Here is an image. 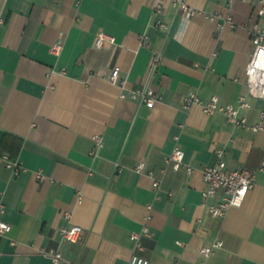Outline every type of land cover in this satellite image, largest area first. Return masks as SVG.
<instances>
[{"label": "crops", "instance_id": "crops-1", "mask_svg": "<svg viewBox=\"0 0 264 264\" xmlns=\"http://www.w3.org/2000/svg\"><path fill=\"white\" fill-rule=\"evenodd\" d=\"M180 1L157 12V0H0V157L22 167L0 158V221L12 225L0 264H52L50 250L71 264H126L136 253L155 264H264V131L185 107L192 91L222 105L246 94L241 116L260 121L264 99L249 93L246 69L251 26L264 18L251 0H183L198 9L187 18ZM100 33L115 41L98 47ZM116 67L123 83L110 79ZM146 87L162 97L154 107L134 97ZM176 145L193 172L169 162ZM219 149L229 169L256 172L225 218L205 203L224 191L203 196ZM73 224L83 227L78 242L61 234ZM216 238L224 246L202 255Z\"/></svg>", "mask_w": 264, "mask_h": 264}, {"label": "built area", "instance_id": "built-area-1", "mask_svg": "<svg viewBox=\"0 0 264 264\" xmlns=\"http://www.w3.org/2000/svg\"><path fill=\"white\" fill-rule=\"evenodd\" d=\"M258 11V14L264 18V0H251ZM163 0H157L155 10L157 12L162 11ZM179 7L184 10L187 18H190L198 12V9L191 7L186 1H180ZM221 16L216 13L211 15L212 19ZM231 20V17H229ZM158 26L166 27V24L159 19L157 21ZM251 37L254 46V51L251 56V60L246 69V82L249 88V93L257 98L264 99V25L255 23L251 26ZM143 40H148L149 35H143ZM115 41V37L100 33L97 38V46L101 47L106 41ZM63 49L62 42L56 43L52 51L55 54H60ZM160 61V56L155 55L152 61V68L156 69ZM121 69L116 67L111 74V81L115 84L123 83L120 79ZM125 97V95H123ZM134 97H140L149 107H154L155 104L162 99L157 91L152 87H146L137 89L134 91ZM203 104L204 109L209 114L216 112H223L229 118V120L236 125L243 126L254 131H264V109L261 111V119L258 123L252 124L248 121V118L241 116L243 109L251 107V103L247 98V95H241L237 104L222 105L220 98L215 95L208 103H204L196 91H192L185 98V107L190 108L194 104ZM96 143L98 147L103 145V138L96 136ZM0 158L8 161V166L11 167L16 174L20 173L22 167L17 160L9 159L7 154L2 155ZM169 162L173 163L175 169L186 168L189 172H193L195 168L185 162V151L180 145H176L173 152L169 157ZM146 169V163L140 162L137 166V170L142 172ZM261 169L264 170V160L261 165ZM204 179L207 184V188L203 192L205 199L216 196L220 190L224 191L222 199L217 203H206L209 212L216 217L225 218L229 214V211L235 207H241L249 193V191L255 186L256 172L249 169H229L227 161L224 159V150H217V161L212 165H208L203 169ZM41 178L45 176L40 173ZM155 187H160V181L156 180ZM3 210V208H2ZM70 216V214H68ZM12 225L6 221H0V238L10 232ZM145 232L148 233L149 229L145 228ZM83 233V227L81 225L73 224L61 228L62 236L72 242H78ZM134 240L137 247H142L141 234L134 233ZM224 246V241L220 238L213 240L211 245L204 246L200 249V253L209 258L216 250ZM52 258V264H71L59 250H50L46 252ZM126 264H155L154 261L148 259L138 253L134 254Z\"/></svg>", "mask_w": 264, "mask_h": 264}]
</instances>
